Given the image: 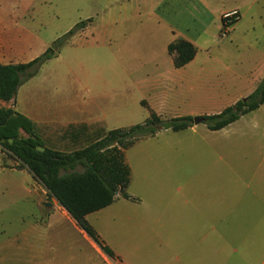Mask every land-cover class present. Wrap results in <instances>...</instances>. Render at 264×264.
Wrapping results in <instances>:
<instances>
[{
    "label": "crops",
    "instance_id": "0c3cea01",
    "mask_svg": "<svg viewBox=\"0 0 264 264\" xmlns=\"http://www.w3.org/2000/svg\"><path fill=\"white\" fill-rule=\"evenodd\" d=\"M194 1L164 0L151 12L166 32L162 56L157 57L153 40L146 56L150 66L136 74L149 91L144 102L163 119L220 114L252 95L264 79V0L198 8ZM235 10L240 19L220 40L221 16ZM7 20L0 18L2 65L27 64L45 53L39 50L41 38ZM179 39L192 43L197 54L177 69L168 46ZM22 87L14 99L15 113L30 120L46 142L56 141V151L81 150L94 133L126 128L121 125L124 110L110 113L106 90ZM240 123L244 127L234 129L232 137L217 136ZM184 131L199 138L180 136ZM184 131L161 132L127 149V193L133 199L118 195L110 206L86 217L115 260L58 200L46 199L48 190L28 168L6 167L0 158V264H252L253 239L264 249V104L219 131L194 124ZM20 136L29 137L23 130ZM205 159L212 167L193 168L189 175L188 161L202 164ZM222 164L234 176L229 187L220 184ZM13 172L23 174L22 182L10 181ZM205 181L213 191L229 188L233 199L189 198L204 190Z\"/></svg>",
    "mask_w": 264,
    "mask_h": 264
},
{
    "label": "rangeland",
    "instance_id": "374dc122",
    "mask_svg": "<svg viewBox=\"0 0 264 264\" xmlns=\"http://www.w3.org/2000/svg\"><path fill=\"white\" fill-rule=\"evenodd\" d=\"M163 1L0 0V18L9 19L10 21L7 20V23L13 24L17 30L26 28V30L29 29L30 34L41 38L42 45L39 50L48 49L54 41L64 36L78 23L83 22L85 26L83 31L81 30L69 40L56 58L44 64L35 77L22 84L23 90L56 89L70 92L73 88L85 86L91 88L94 94H100L102 90H106L110 113L113 108L124 110L125 120L121 122V125H124L122 127L127 128L144 123L150 117L149 108L143 105L149 91L146 90L145 80L137 74L143 73L150 66L146 56L147 51L153 48V40H156L157 57L162 56L161 40L166 32L163 25H158L157 18L151 12L156 7L162 6ZM228 1L195 0L194 6L198 8L201 5H217L222 2L227 4ZM177 4L179 3L177 2ZM207 34L213 38L214 30L209 29ZM148 41L151 43L146 44ZM86 74L88 76L85 77ZM14 99L10 101L0 99V112H13ZM18 101L20 102V99ZM1 115L3 114L0 113ZM198 127L206 132L208 130L206 123H201ZM242 127H244V123L218 133L217 136L222 139L230 138L233 136L234 129L238 130ZM161 132L169 135L175 134L170 130ZM105 135V133H94L87 139L89 141L86 142L87 147L84 149L94 145ZM179 135L195 136L187 131L181 132ZM195 137L199 138V136ZM19 139L24 138L20 136ZM42 139L44 140V138ZM46 140L48 142L46 147L56 151V141L52 142L50 138ZM47 142L45 141V143ZM15 146H17L16 143L12 141L0 143V153L3 154L0 157L1 164L6 167L23 168L22 161L6 150L10 147L15 149ZM79 146L77 145V147ZM113 149H116L118 153L123 152L120 145H115V147L101 150V153L109 154ZM57 152L69 154L76 151ZM197 163L188 161L189 175H193V168L212 167L211 161L207 159L202 164ZM76 171L82 173L83 166L79 165ZM221 172L220 184L229 187L230 182H234V176L229 174L227 166L223 164ZM12 176L13 178L10 179L12 183L22 182V173L13 172ZM3 182L4 180L0 178V184ZM204 187V190L191 193L189 198H199L200 200L233 199L232 191H229V188L213 191V184L208 181H205ZM45 197L48 200L52 198L50 193ZM247 242L249 243L248 240ZM252 251V264H259L264 257V249H261L259 240L253 239Z\"/></svg>",
    "mask_w": 264,
    "mask_h": 264
},
{
    "label": "trees",
    "instance_id": "16d2710c",
    "mask_svg": "<svg viewBox=\"0 0 264 264\" xmlns=\"http://www.w3.org/2000/svg\"><path fill=\"white\" fill-rule=\"evenodd\" d=\"M84 27L83 22L78 23L30 63H0V99L13 100L22 84L35 77L44 64L56 58L69 40ZM168 52L173 57L174 67L179 69L194 60L197 48L192 43L179 39L168 46ZM263 104L264 79L252 95L220 114L204 117L205 123L209 130L219 131ZM143 105L147 106L145 102ZM149 111L150 117L144 123L110 131L94 145L69 154L47 148L44 140L36 133L34 124L24 116L15 111L0 112L3 114L0 116V143H16L15 149L10 147L6 150L22 161V166L29 169L34 179L58 200L103 252L114 260V253L101 241L86 217L110 206L118 195L133 199L127 193L131 171L124 160V152L137 141L153 137L161 131L181 132L193 126L191 117L163 119L151 109ZM20 130L29 137L19 139ZM115 145H120L123 152L118 153L113 149L109 154L101 153V150ZM79 165L83 166L82 173L76 171Z\"/></svg>",
    "mask_w": 264,
    "mask_h": 264
},
{
    "label": "built area",
    "instance_id": "2783aa9c",
    "mask_svg": "<svg viewBox=\"0 0 264 264\" xmlns=\"http://www.w3.org/2000/svg\"><path fill=\"white\" fill-rule=\"evenodd\" d=\"M240 19V13L235 10L227 12L221 16L222 30L219 35L220 40L227 39L232 26Z\"/></svg>",
    "mask_w": 264,
    "mask_h": 264
},
{
    "label": "water",
    "instance_id": "95a60500",
    "mask_svg": "<svg viewBox=\"0 0 264 264\" xmlns=\"http://www.w3.org/2000/svg\"><path fill=\"white\" fill-rule=\"evenodd\" d=\"M201 123H205V119L204 118H202V117L193 118V124L194 125H199Z\"/></svg>",
    "mask_w": 264,
    "mask_h": 264
}]
</instances>
